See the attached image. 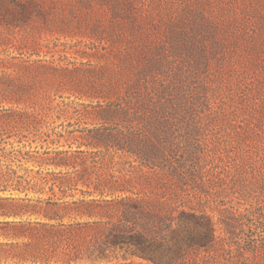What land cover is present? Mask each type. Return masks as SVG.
I'll use <instances>...</instances> for the list:
<instances>
[{
	"label": "rangeland",
	"instance_id": "rangeland-1",
	"mask_svg": "<svg viewBox=\"0 0 264 264\" xmlns=\"http://www.w3.org/2000/svg\"><path fill=\"white\" fill-rule=\"evenodd\" d=\"M0 111L10 143L64 151L24 165L29 195L98 198L82 236L111 263L177 228L161 264H264V0H0Z\"/></svg>",
	"mask_w": 264,
	"mask_h": 264
},
{
	"label": "trees",
	"instance_id": "trees-1",
	"mask_svg": "<svg viewBox=\"0 0 264 264\" xmlns=\"http://www.w3.org/2000/svg\"><path fill=\"white\" fill-rule=\"evenodd\" d=\"M12 111H0V120L12 116ZM23 115V114H21ZM13 117V116H12ZM11 117V118H12ZM96 130H93L95 132ZM6 126L0 128V264H135L127 262L111 263V257L105 253L101 244L98 254V238L86 240L83 232L90 228L98 229V198L90 197L89 191H83L82 198L65 200L67 193L61 197L30 196L29 192L44 193V185L32 183L27 175H41L40 169L24 168L26 163L40 167L46 165L61 166L66 163L62 150L26 149L27 145L16 146L10 143L4 134ZM96 139H98V130ZM138 130L120 129L114 140L123 148H140L145 144V138ZM24 168L20 174L18 168ZM56 175L55 172H47ZM45 183H48L47 180ZM7 191H18L24 195L4 194ZM49 191L55 194L53 185ZM84 217L93 220L83 221ZM177 228L168 236L160 231L159 236H151L146 231L131 234V240L136 241L139 256L149 259L153 264H161L167 256L174 261L180 252L176 238ZM174 234V235H173ZM163 236V237H160ZM126 238L117 236L113 244L126 242ZM106 243V242H105Z\"/></svg>",
	"mask_w": 264,
	"mask_h": 264
}]
</instances>
